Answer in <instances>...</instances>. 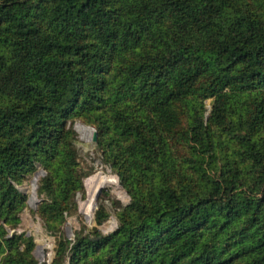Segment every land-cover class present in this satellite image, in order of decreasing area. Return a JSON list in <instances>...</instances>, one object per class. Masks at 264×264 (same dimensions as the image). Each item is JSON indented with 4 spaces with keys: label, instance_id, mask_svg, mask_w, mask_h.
<instances>
[{
    "label": "trees",
    "instance_id": "16d2710c",
    "mask_svg": "<svg viewBox=\"0 0 264 264\" xmlns=\"http://www.w3.org/2000/svg\"><path fill=\"white\" fill-rule=\"evenodd\" d=\"M75 119L131 200L70 241ZM39 168L53 264H264V0H0V264Z\"/></svg>",
    "mask_w": 264,
    "mask_h": 264
},
{
    "label": "rangeland",
    "instance_id": "374dc122",
    "mask_svg": "<svg viewBox=\"0 0 264 264\" xmlns=\"http://www.w3.org/2000/svg\"><path fill=\"white\" fill-rule=\"evenodd\" d=\"M209 103L210 101L207 103L208 110L210 109ZM69 125L77 135L75 148L79 155L80 166L90 174L83 178V191L77 192L74 197L76 209L70 214L65 213V222L62 226L63 236L74 241L76 234L82 232L88 234L93 231L94 227H97L103 235H110L117 230L119 223L117 214L121 207L130 203V195L122 186L119 177L102 163L101 154L97 151L96 143L93 142L96 130L80 119L70 121ZM45 175L46 172L39 168L32 176H28L18 185L19 190L26 197V207L20 216V226L16 230L8 229L10 236L17 232L34 238L36 247L32 256L37 264H53L57 249L56 237L46 231L37 213L38 207L42 204L38 195V185ZM100 176L103 181L109 180L110 183L96 189L95 185ZM100 203L104 204L109 217L101 226H97L95 216ZM65 264H69V261Z\"/></svg>",
    "mask_w": 264,
    "mask_h": 264
},
{
    "label": "water",
    "instance_id": "95a60500",
    "mask_svg": "<svg viewBox=\"0 0 264 264\" xmlns=\"http://www.w3.org/2000/svg\"><path fill=\"white\" fill-rule=\"evenodd\" d=\"M98 139V133L94 131V137H93V142L96 143Z\"/></svg>",
    "mask_w": 264,
    "mask_h": 264
},
{
    "label": "bare ground",
    "instance_id": "6f19581e",
    "mask_svg": "<svg viewBox=\"0 0 264 264\" xmlns=\"http://www.w3.org/2000/svg\"><path fill=\"white\" fill-rule=\"evenodd\" d=\"M111 180V179H110Z\"/></svg>",
    "mask_w": 264,
    "mask_h": 264
}]
</instances>
